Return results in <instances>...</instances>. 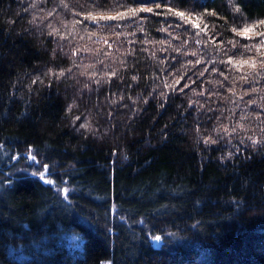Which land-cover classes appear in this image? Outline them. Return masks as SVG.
I'll return each instance as SVG.
<instances>
[{
	"label": "trees",
	"instance_id": "16d2710c",
	"mask_svg": "<svg viewBox=\"0 0 264 264\" xmlns=\"http://www.w3.org/2000/svg\"><path fill=\"white\" fill-rule=\"evenodd\" d=\"M0 264H264V0H0Z\"/></svg>",
	"mask_w": 264,
	"mask_h": 264
}]
</instances>
